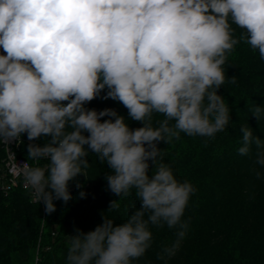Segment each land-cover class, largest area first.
<instances>
[{
	"label": "clouds",
	"instance_id": "obj_1",
	"mask_svg": "<svg viewBox=\"0 0 264 264\" xmlns=\"http://www.w3.org/2000/svg\"><path fill=\"white\" fill-rule=\"evenodd\" d=\"M241 42L264 61V0H0V143L47 138L27 145L35 166H17L34 200L47 214L54 201L67 204L91 152L111 169L107 188L119 199L109 210L133 190L141 205L120 224L103 215L94 230L75 229L65 264H133L152 246L151 227L165 225L176 240L157 258L174 255L197 189L176 178L158 144L227 129L230 109L218 89ZM96 98L117 101L143 126L130 128L112 108H87ZM250 111L264 120V106ZM156 115L163 119L154 127ZM240 133L239 154L254 145L253 171L264 178V140L249 125Z\"/></svg>",
	"mask_w": 264,
	"mask_h": 264
},
{
	"label": "trees",
	"instance_id": "obj_2",
	"mask_svg": "<svg viewBox=\"0 0 264 264\" xmlns=\"http://www.w3.org/2000/svg\"><path fill=\"white\" fill-rule=\"evenodd\" d=\"M241 31L236 29V37ZM224 68L226 82L218 94L230 109L227 129L214 139L182 133L171 144H158L176 178L187 179L197 189L183 217L189 221L188 231L174 255L160 260L157 256L162 249L175 242V230L166 225L151 227L152 246L133 264H264V178L256 179L253 171L259 168L254 164L255 146L248 155L238 152L243 125H249L254 135L264 140V120L258 122L250 111L254 104L264 106V61L258 51L241 42ZM232 76L236 84L228 82ZM86 107L97 111L112 108L125 116L130 128L143 126L128 118L127 109L112 99L96 98ZM105 119L108 117L102 121ZM160 119L163 117L154 116V127ZM24 135L21 155L32 161L27 158V145H43L47 138L29 141ZM87 159L84 175L69 184L72 199L67 204L54 201L56 211L51 214L45 212L44 204L31 201L28 189L19 186L6 191L0 182V264H65L68 237L76 234L75 229L94 230L103 223V215L120 224L141 206L133 190L119 201L118 209L109 210L110 201L119 199L107 188L105 176L111 169L94 153ZM81 191L86 194L83 198Z\"/></svg>",
	"mask_w": 264,
	"mask_h": 264
},
{
	"label": "built area",
	"instance_id": "obj_3",
	"mask_svg": "<svg viewBox=\"0 0 264 264\" xmlns=\"http://www.w3.org/2000/svg\"><path fill=\"white\" fill-rule=\"evenodd\" d=\"M0 54H4L2 49H0ZM25 142V135H22L19 142L11 141L7 144L0 143V160L1 165L3 166L2 168H0L1 188L8 191L12 188L22 186V188L29 190L30 198L33 203L43 205L42 202L37 203L34 200L33 191L29 186L25 184L23 180V173L17 167H22L25 163H28L29 166H35L37 164V161H29L26 158L22 157L21 150Z\"/></svg>",
	"mask_w": 264,
	"mask_h": 264
}]
</instances>
